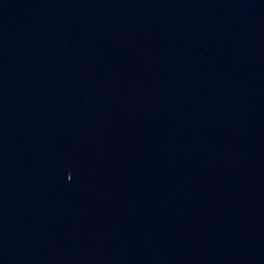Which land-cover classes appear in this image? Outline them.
<instances>
[{"label":"water","instance_id":"1","mask_svg":"<svg viewBox=\"0 0 264 264\" xmlns=\"http://www.w3.org/2000/svg\"><path fill=\"white\" fill-rule=\"evenodd\" d=\"M0 264H264V0H0Z\"/></svg>","mask_w":264,"mask_h":264}]
</instances>
